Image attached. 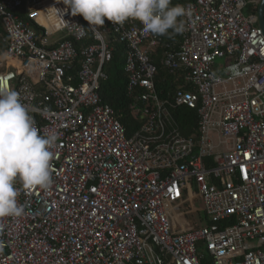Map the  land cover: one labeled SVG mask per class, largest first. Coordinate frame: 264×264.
Listing matches in <instances>:
<instances>
[{"label":"built area","instance_id":"2783aa9c","mask_svg":"<svg viewBox=\"0 0 264 264\" xmlns=\"http://www.w3.org/2000/svg\"><path fill=\"white\" fill-rule=\"evenodd\" d=\"M258 2L188 1L178 46L157 51L161 37L135 20L92 28L57 0H0V78L41 134L59 135L52 187L22 191L24 215L0 218V264H264ZM111 39L125 47L130 111L143 118L130 134L98 93ZM158 67L179 81L164 99ZM176 106L196 110L189 136Z\"/></svg>","mask_w":264,"mask_h":264},{"label":"clouds","instance_id":"9594fccd","mask_svg":"<svg viewBox=\"0 0 264 264\" xmlns=\"http://www.w3.org/2000/svg\"><path fill=\"white\" fill-rule=\"evenodd\" d=\"M80 15L89 27L104 26L106 20L123 25L128 20L142 24L145 34H182L192 22L191 6L172 5V0H57ZM57 14L59 10H57ZM64 12H59L63 16ZM171 30V31H170ZM7 53H0V62ZM238 74V73H237ZM59 135L41 134L20 94L0 78V218H19L25 209L18 203L21 192L49 190L54 184L51 161Z\"/></svg>","mask_w":264,"mask_h":264},{"label":"trees","instance_id":"16d2710c","mask_svg":"<svg viewBox=\"0 0 264 264\" xmlns=\"http://www.w3.org/2000/svg\"><path fill=\"white\" fill-rule=\"evenodd\" d=\"M188 1L193 0H172V5H183ZM256 7L253 9L255 15ZM0 31H2L1 25ZM160 37L162 42L156 47L157 51L165 48L171 50L178 46L179 34ZM110 45L112 47L110 58L103 65L106 78L100 80L98 93L101 101L110 105L119 114L120 123L124 126L127 134H130L142 122L143 118L139 114L133 115L130 111V105L134 100L133 95L126 91V75L123 69L125 47L122 43L112 39ZM166 45L167 47H165ZM1 49L2 47L0 46ZM153 60L157 63L156 58H153ZM178 83L179 81L174 76L160 67L157 68L154 76V85L160 99L170 96L175 87L178 86ZM169 112L179 132L183 136L191 135L195 128L196 110L186 106H176L170 108Z\"/></svg>","mask_w":264,"mask_h":264},{"label":"rangeland","instance_id":"374dc122","mask_svg":"<svg viewBox=\"0 0 264 264\" xmlns=\"http://www.w3.org/2000/svg\"><path fill=\"white\" fill-rule=\"evenodd\" d=\"M224 62V59H217L216 61H215V66L217 67L216 69V72L218 73V74H222L223 73V69H222V67L220 66V64H222ZM211 137H212V139H213V142L214 143H216L217 142V138L214 136V134H211ZM195 206H196V208H197V212H195V213H193L192 214V217H193V220H194V222L197 224V225H201V224H203V221L202 222H200V220H198V215H199V217H203V215H202V213H201V211H200V206H199V203H198V201H196L195 202Z\"/></svg>","mask_w":264,"mask_h":264},{"label":"water","instance_id":"95a60500","mask_svg":"<svg viewBox=\"0 0 264 264\" xmlns=\"http://www.w3.org/2000/svg\"><path fill=\"white\" fill-rule=\"evenodd\" d=\"M263 7H264V0H259L257 7H256V19H257V26L262 31H264V24H263L262 16H261Z\"/></svg>","mask_w":264,"mask_h":264}]
</instances>
